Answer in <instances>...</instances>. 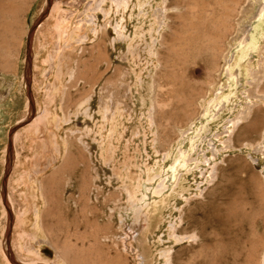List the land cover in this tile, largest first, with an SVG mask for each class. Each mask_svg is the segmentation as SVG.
I'll use <instances>...</instances> for the list:
<instances>
[{
  "label": "rangeland",
  "instance_id": "rangeland-1",
  "mask_svg": "<svg viewBox=\"0 0 264 264\" xmlns=\"http://www.w3.org/2000/svg\"><path fill=\"white\" fill-rule=\"evenodd\" d=\"M72 1L0 0V264H264V0Z\"/></svg>",
  "mask_w": 264,
  "mask_h": 264
},
{
  "label": "bare ground",
  "instance_id": "bare-ground-1",
  "mask_svg": "<svg viewBox=\"0 0 264 264\" xmlns=\"http://www.w3.org/2000/svg\"><path fill=\"white\" fill-rule=\"evenodd\" d=\"M55 1V0H54ZM77 1L78 2H80V3H82V1H84V0H74V2L72 1V2H69V3H67L68 5H73L74 3H77ZM117 1V4H119L118 6H121V5H127L128 3H129V1L130 0H116ZM232 3H233V5H234V7H233V9L232 10H230V12H228L227 11V13L224 15L225 16V18H229V20L231 19L232 20V18L233 17H235V15H236V13L235 12H237V10H239V7L243 4V2H245L244 0H230ZM55 4H57V5H63V0H56V3ZM224 4H226V3H224ZM228 5H229V3H228ZM123 7V6H122ZM227 8V7H226ZM45 9H46V7H45ZM45 9H44V11H45ZM222 12V11H221ZM226 12V11H225ZM222 15V14H221ZM224 19V18H223ZM226 21V20H225ZM225 21H223V22H225ZM227 21H228V19H227ZM228 23V22H227ZM223 24V23H222ZM223 25H225V24H223ZM235 25V24H234ZM227 26L228 25H226V29H227ZM230 26V25H229ZM232 26H233V24H232ZM232 26H231V28H232ZM224 28H225V26H224ZM223 32V31H222ZM227 32V31H226ZM231 33H232V31L229 33L230 35H231ZM165 35V34H164ZM220 35V34H219ZM223 36H224V34H223ZM226 36V35H225ZM222 37V36H221ZM115 38V40H114V43H116V41L117 40H119V39H126V37H122V36H120L119 35V37H114ZM220 40V39H219ZM59 47L60 46H58V49H59ZM56 56H57V54H56ZM55 56V57H56ZM159 56V55H158ZM160 60V57L158 58V60L156 61V62H158ZM47 62V61H46ZM55 62V61H54ZM50 72V71H49ZM258 73V72H257ZM154 78H153V80H151V85L152 86H154ZM150 83V82H149ZM209 85H211V84H209ZM259 92V91H258ZM104 108V110H103V119H108L109 121H113L114 120V116H115V114H116V112L119 110L118 109V107L116 106V102H111L110 104H107V107H103ZM257 108V107H256ZM255 108V109H256ZM243 114V113H242ZM152 121H155V112H152ZM150 119H151V116H150ZM234 125H236L237 124V120H234ZM243 126H245V125H241L240 126V128L239 129H241ZM238 137V136H237ZM158 140V139H157ZM233 140H234V138H233ZM174 152V151H173ZM246 164L250 167V168H253V166L250 164V163H248V162H246ZM165 165V164H164ZM170 165V164H169ZM148 168V167H147ZM155 168V167H154ZM150 169V168H149ZM152 170V169H151ZM145 171V170H144ZM144 173H146V171L144 172ZM152 176V175H151ZM157 176V175H156ZM24 179V178H23ZM149 180H151V177L150 178H148ZM159 188V187H158ZM158 188H157V190H158ZM157 192V191H156ZM41 195V194H40ZM130 203H131V201H130ZM10 205L12 206L13 205V202H12V200H11V202H10ZM133 205V204H132ZM35 207V206H34ZM132 207V206H131ZM148 213V212H147ZM145 216H147V215H145ZM148 222V221H147ZM35 227H38V226H35ZM44 227V226H43ZM144 228H147L146 226L144 227ZM39 229V228H38ZM144 230V229H143ZM146 230V229H145ZM129 235V234H128ZM124 236H127V235H124ZM136 236V235H135ZM134 236V237H135ZM138 236V235H137ZM142 237H143V239H145L144 238V235H142ZM127 238V237H126ZM130 238V237H129ZM142 238H135V239H129L128 241H129V243H127V241L125 242V240H124V243H125V247H124V249L130 254V252H133V250L136 252V256L137 257H139L140 256V253H138L137 252V250H139V251H142V249H143V243H144V240H143ZM40 241V240H39ZM126 251H125V253H126ZM132 254V253H131ZM141 254H143L142 252H141ZM143 258H142V261H140V260H138V262H140V263H142V264H145V262H147L146 261V257L145 256H142Z\"/></svg>",
  "mask_w": 264,
  "mask_h": 264
}]
</instances>
